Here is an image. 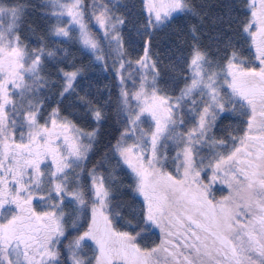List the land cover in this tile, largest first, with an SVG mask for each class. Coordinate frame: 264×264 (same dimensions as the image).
<instances>
[{
    "label": "snow or ice",
    "instance_id": "obj_1",
    "mask_svg": "<svg viewBox=\"0 0 264 264\" xmlns=\"http://www.w3.org/2000/svg\"><path fill=\"white\" fill-rule=\"evenodd\" d=\"M143 6V55L133 61L120 0H42L48 26L35 46L21 37L27 5L0 0V264H264V0H242L233 34L232 10L217 17L209 47L192 25L189 51L167 80L150 54L152 34L179 15L204 14L194 0ZM71 43L105 68L115 54L124 127L112 154L144 202L132 232L116 226L107 157L87 167L104 113L77 91L82 68L62 66ZM57 86L48 106L45 93ZM70 96L96 122L92 131L62 112ZM235 118L243 127L215 134ZM218 182L229 190L219 201ZM153 228L160 243L142 248L138 238Z\"/></svg>",
    "mask_w": 264,
    "mask_h": 264
},
{
    "label": "trees",
    "instance_id": "obj_2",
    "mask_svg": "<svg viewBox=\"0 0 264 264\" xmlns=\"http://www.w3.org/2000/svg\"><path fill=\"white\" fill-rule=\"evenodd\" d=\"M16 2V0H9ZM27 5V11L23 18L21 26V37L30 46H35L37 38L45 33L48 21L42 15V0H21ZM200 7L203 18L191 15H179L169 25L155 30L151 37L150 54L160 61L159 70L162 79H169L174 73L170 69L175 60L182 55H187L189 46L192 43L189 34L190 27L196 25L200 28L201 45L210 46L209 37L214 33L218 25H214L217 17L232 10L235 23L229 34L238 28L239 22L243 19L240 14L242 12V0H194ZM121 12L126 18L125 26L122 28L127 58L135 61L139 56L143 55L144 40L138 34L137 29L142 31V24L145 19V10L143 0H120ZM233 6H235L233 8ZM69 48L71 55L62 66L74 63L77 67H81L83 75L78 78L77 91L83 95L85 91L89 93V98L93 101V105L99 107L104 113V119L99 124L95 143L92 151L89 153L87 167L91 169L98 165L101 161H105L104 169H114L116 174V186L114 188V196L116 202L120 203L121 218L116 226L123 231L136 229L139 220V214L143 208V200L134 192V179L128 170L122 165L117 166L118 158L112 154V146L119 139L123 130V116L119 114V97L120 88L119 80L112 63L106 60L107 67L96 63L90 53L81 49L78 44L71 43L64 45ZM247 49V45L244 46ZM246 55L252 56V51H246ZM48 70L55 76V67L48 66ZM57 88L45 95L51 98L47 101L48 106H54L57 100ZM61 110L65 114H72L75 123L81 129L92 131L96 128V122L86 115V110L82 105L76 102L75 96H70L61 104ZM231 124L233 130L243 127L239 123V118L234 121H224L215 129L217 136H225L224 128ZM103 170V169H102ZM214 197L220 198L222 193L213 191ZM139 239L140 246L143 248H151L160 243L161 236L152 229L149 232L142 233ZM89 256L92 255L91 248L85 249Z\"/></svg>",
    "mask_w": 264,
    "mask_h": 264
},
{
    "label": "rangeland",
    "instance_id": "obj_3",
    "mask_svg": "<svg viewBox=\"0 0 264 264\" xmlns=\"http://www.w3.org/2000/svg\"><path fill=\"white\" fill-rule=\"evenodd\" d=\"M252 57H254V50H252ZM115 59V54H113L110 58L107 59V61H110V63H112L113 65V60ZM253 63L254 64H257L258 65V61H255L253 59ZM116 72V71H115ZM133 75H135V65H133ZM130 83V82H129ZM123 131V130H122ZM129 143H131V141H129ZM174 154V153H172ZM117 158L119 159V157L117 156ZM123 165V164H122ZM127 170L128 172L131 174L130 170L127 168L126 165H123ZM168 170L171 171V172H175V169L171 166V164H169L168 166ZM132 176V174H131ZM132 178L134 179V177L132 176ZM134 183H135V180H134ZM219 189V190H218ZM216 191L217 193L221 192L222 193V196L220 198H218V196L215 197V199L217 201L221 200L224 196L228 195L229 194V190L227 188L226 185H223V184H220L219 182L215 185H213V191ZM137 194V193H136ZM138 195V194H137ZM139 196V195H138ZM140 197V196H139ZM142 200L143 198L140 197ZM154 230H156L158 232V234L161 236V233L159 231V229H155L153 228ZM89 244H91V242H89ZM92 248H94V245H92ZM143 248V247H142Z\"/></svg>",
    "mask_w": 264,
    "mask_h": 264
}]
</instances>
